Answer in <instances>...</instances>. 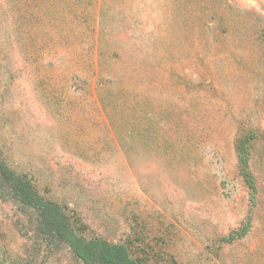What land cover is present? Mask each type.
Wrapping results in <instances>:
<instances>
[{"label":"rangeland","instance_id":"1","mask_svg":"<svg viewBox=\"0 0 264 264\" xmlns=\"http://www.w3.org/2000/svg\"><path fill=\"white\" fill-rule=\"evenodd\" d=\"M102 2L0 0V166L141 264H264V0ZM39 224L0 180V264H83Z\"/></svg>","mask_w":264,"mask_h":264},{"label":"trees","instance_id":"2","mask_svg":"<svg viewBox=\"0 0 264 264\" xmlns=\"http://www.w3.org/2000/svg\"><path fill=\"white\" fill-rule=\"evenodd\" d=\"M102 4L104 17L107 9L110 12L112 8L110 0H103ZM105 44H107V40H104L103 37L99 46ZM235 149L237 160L241 165L240 173L248 182L249 174L245 169L250 151L249 137L239 139ZM0 180L8 187L17 201L36 212L41 232L48 239L65 242L72 254L83 264H141L140 260L133 258L127 247L122 244L109 243L100 239H86L77 234L73 224L61 212L59 206L41 198L34 184L26 175L18 174L1 164Z\"/></svg>","mask_w":264,"mask_h":264}]
</instances>
